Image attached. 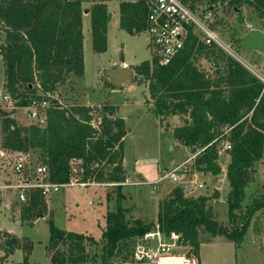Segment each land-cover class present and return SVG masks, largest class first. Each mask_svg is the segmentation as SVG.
<instances>
[{
	"label": "trees",
	"instance_id": "trees-1",
	"mask_svg": "<svg viewBox=\"0 0 264 264\" xmlns=\"http://www.w3.org/2000/svg\"><path fill=\"white\" fill-rule=\"evenodd\" d=\"M109 0H0V43L4 65V87L15 107H27L32 101H47L43 107L45 124L21 125L12 112L2 111V147L27 153L40 151L53 182L66 183L74 175L79 183H111L116 188L113 209L105 213L100 240L90 234L66 231L49 217V239L45 246L51 264H130L139 237L158 226L166 235L176 233L179 243L198 255L203 241L216 236L238 245L253 213L264 205L257 201L248 207L239 222L218 223L207 211L212 195L185 196L179 185L159 201L156 220L147 223L130 216L124 207L121 183L125 181V121L118 106L104 103L100 117L92 107L82 104L61 106L52 97L70 74H84L82 13L90 2L92 50H107ZM119 1L120 27L131 35L146 28L147 8L143 1ZM214 6L218 1L198 0ZM236 6L247 4L264 17V0H227ZM206 62L204 65L202 62ZM201 62V65H199ZM136 75L147 82L154 113L167 129V117L179 115L181 125L172 128L174 139L194 155L191 163L196 172L218 175L219 138L231 143L226 167L229 183L228 214L231 218L241 208L245 187L253 180L258 164L264 160V84L244 65L217 45L197 42L190 35L184 49L171 63L158 65L143 60L133 66ZM140 84V83H139ZM78 161L74 173L72 162ZM38 190L27 193L21 205L20 220L30 221L46 214V204ZM109 195H107V199ZM201 238V235H205ZM0 243L6 254L15 249L23 252V262L32 241L4 234ZM86 242L99 247L90 254Z\"/></svg>",
	"mask_w": 264,
	"mask_h": 264
},
{
	"label": "rangeland",
	"instance_id": "rangeland-1",
	"mask_svg": "<svg viewBox=\"0 0 264 264\" xmlns=\"http://www.w3.org/2000/svg\"><path fill=\"white\" fill-rule=\"evenodd\" d=\"M90 4V2L82 4L84 9L82 24L90 18ZM203 5L210 6L207 2ZM212 9L216 15L215 23L218 33L224 43L229 46L230 51L223 50L231 56L232 53L240 56L250 68L264 75V17H261L257 10L247 4L239 3L233 6L228 4L227 0L218 1ZM113 15L109 31L107 28V51L99 55L94 54L91 49L90 33L85 32V38L83 36L84 74L77 77L76 83L72 80L74 75L70 74L66 82L58 86L56 96L60 99L62 106L82 104L92 107L96 117H100V108L104 103L122 104L120 112L127 129L124 137L123 161L126 179L121 183L120 189L124 195L122 204L132 211L131 217H138L150 223L156 220L159 201L164 199L174 186L182 184L186 178L183 176L178 182H174L166 176L161 178V181L154 182L180 165L182 168L179 169L185 170L187 175L191 176L194 172L191 168L192 154L186 146L178 143L169 131L172 125L181 124L179 119L171 117V122H168L169 127L166 129L154 113L153 100L149 97L146 88L147 82H141L144 80L143 76L138 74L136 82L132 81L135 61L151 59L146 33L143 31L138 35H131L122 28L117 30V13ZM3 39L5 41V33ZM120 46L123 47L124 53L126 50L125 59L122 58L127 64L124 67L119 66ZM113 62H115L114 65ZM202 63L206 65L205 61ZM107 82L111 83V86ZM2 111L0 109L1 119ZM118 115H120L119 111ZM17 117L21 122L26 123L24 125L30 122L26 109L19 108ZM0 150L6 152L4 156L0 155V176L7 183L15 182L13 164L16 151ZM26 155L32 166L39 164L45 158L37 150H29ZM229 160L230 156L227 152L219 157L218 164L221 171L217 177L201 173L195 176L199 182L204 183V188L199 189L194 194L195 196L208 195V193L212 195L214 191H218L219 196L208 201L207 211L213 219L224 225H230L232 220L239 222L241 215L245 214L248 207L254 206L257 201H264V175L257 166L253 180L245 187V197L241 202V208L234 210L230 218L227 204L229 183L226 178V167ZM77 167L78 161L76 160L73 162L74 173L78 171ZM74 176L75 179H79L78 176ZM93 183L88 186L68 185L58 193L44 197L45 217L37 219L33 225L30 224L37 217L34 220L21 221V205L24 202L17 199V195L11 188L4 189L8 194L10 206L9 210L4 212L5 217L0 215L2 228H0V243L7 238L4 235L6 230L13 231L19 236L29 237L33 242V247L27 256L29 264H51L45 250L49 239L47 222L49 217L63 230L89 233L96 240H100L105 222L104 214L107 209L114 207L116 188L114 184L97 185ZM107 195H109L108 199ZM17 219L21 224L27 225L14 221ZM15 234L9 233L10 236L17 237ZM204 236L207 234L201 235V238ZM21 239L23 241L24 238ZM86 248L92 254L99 247L86 242ZM0 254L3 252L1 251ZM197 256L200 264H264V205L257 209L249 219L247 230L238 245L216 236L211 241L201 243ZM9 258L22 263L23 253L20 249H16Z\"/></svg>",
	"mask_w": 264,
	"mask_h": 264
},
{
	"label": "built area",
	"instance_id": "built-area-1",
	"mask_svg": "<svg viewBox=\"0 0 264 264\" xmlns=\"http://www.w3.org/2000/svg\"><path fill=\"white\" fill-rule=\"evenodd\" d=\"M141 1L144 2L147 8L146 28L144 32L147 35V47L151 52L150 62L153 61L158 65L171 63L184 49L190 35H194L197 38V42L201 41L207 45H217L222 49L230 51L229 46L221 39L216 28V15L212 9L213 5L206 7L203 5L204 2H199L198 0ZM232 56L239 60L264 84L263 74L254 68H250L235 53H232ZM4 98L14 109V102L8 93L5 94ZM58 103L62 104L59 100ZM47 105V101L37 103L34 100L29 106L25 107L31 123L41 126L45 124V113L42 108ZM229 149H231L230 141L225 137L219 138L217 154L221 155ZM0 155L4 156L5 152H0ZM14 158L13 169L16 181L7 183L6 187L11 188L15 192L19 201L26 202L27 193L32 190H38L41 196L48 197L58 193L68 185H86L85 183H79L74 178L75 176H72L66 183L51 181L47 166L41 162L32 166L31 161L24 152L16 151ZM73 162L71 163L72 166ZM262 163L264 164V160ZM180 167L182 168L181 165L173 168L167 174L161 176L155 183L161 181V178L166 176H169L174 182H178L184 176L186 179L179 186L185 196H195L194 194L203 187V183H198L192 177H188L186 171H182V169H179ZM262 174L264 175V171ZM178 239V234L171 233L170 235H166L156 225L154 229L137 239L133 248L131 263L200 264L198 256L188 247L180 244Z\"/></svg>",
	"mask_w": 264,
	"mask_h": 264
},
{
	"label": "crops",
	"instance_id": "crops-1",
	"mask_svg": "<svg viewBox=\"0 0 264 264\" xmlns=\"http://www.w3.org/2000/svg\"><path fill=\"white\" fill-rule=\"evenodd\" d=\"M107 4H108V11H109V14H110V20H109V23H108V31H109V27H110V25H111V23H112V20H113V14H116L117 13V18H118V20H117V22H116V26H117V30H121V27H120V23H119V18H120V13H119V1L118 0H109V1H107L106 2ZM87 16V15H86ZM82 21H83V19H82ZM83 27H82V31H83V36H84V38H85V32H89L90 33V37H91V30H90V18H87L86 19V23L84 22L83 24ZM86 30V31H85ZM141 33H143V32H141ZM108 35V34H107ZM136 35H138V34H136ZM4 33H1L0 32V43H2V42H4ZM83 38V39H84ZM146 39H147V35H146ZM90 41H91V38H90ZM91 49H92V43H91ZM108 49V48H107ZM107 51V50H106ZM105 51V52H106ZM94 54H96V55H99V54H103V53H105V52H101V53H96V52H94V51H92ZM119 56L121 57V60H120V62H119V66L120 67H124V66H126L127 64H126V62L124 61V60H122V58H124L125 59V56H126V50H125V53L123 52V47L122 46H120V50H119ZM146 60H149V59H146ZM143 60H141V61H139V62H137V61H135V65H138V64H140L141 62H142ZM0 62H1V64H0V109L1 110H3V111H7V112H11L12 110H13V112H12V116L14 117V119L17 121V123H19V124H21V125H24V124H26V123H23V122H21L19 119H18V117H17V110L19 109V108H23V109H26L25 107H14V109H12V106H10L9 105V103H8V101L4 98V96H5V94L7 93L6 92V89H5V87H4V65H3V60H2V56H1V54H0ZM113 65L115 64V62H113L112 63ZM84 70H85V65H84ZM135 75V72H134V74H133V76ZM77 77L78 76H73L72 78V80L74 81V83H76V79H77ZM107 83H109V82H107ZM137 84H139V83H137ZM143 84H145V83H140L139 85H143ZM109 85L111 86V83H109ZM147 88V87H146ZM148 92V91H147ZM144 93V92H143ZM56 94H57V92H55V95H54V97L56 98V99H58V97L56 96ZM144 95H145V93H144ZM58 100H60V99H58ZM111 103V102H110ZM111 104H117V106L119 107L118 108V111H119V114H120V116H122L121 115V112H120V109H121V106H122V104L121 103H111ZM123 117V116H122ZM171 117H174V118H178L179 119V121L180 122H182L181 121V117L179 116V115H171V116H168L167 117V121L169 122L170 121V118ZM124 119V118H123ZM29 123L28 124H30L31 123V120L29 119ZM171 122V121H170ZM0 123H1V118H0ZM181 125V124H180ZM126 126V125H125ZM175 126H179V123L178 124H174V125H172V128L173 127H175ZM162 128V127H161ZM170 132H172V129H170L169 130ZM168 132V131H167ZM3 135H4V133H3V129H2V124H1V130H0V149H4L3 147H2V142H3ZM0 152H2L1 150H0ZM5 152V151H4ZM6 153V152H5ZM224 153H226V152H224ZM27 154V153H26ZM223 154V153H222ZM221 154V155H222ZM221 155H218L219 157L221 156ZM193 156V155H192ZM192 159H193V157H191V161H192ZM230 161V160H229ZM258 166H259V171H264V164H258ZM197 173H201V174H209V173H202V172H196V171H194V172H192L191 173V176H188V177H192L193 179H195L198 183H199V181L196 179V174ZM127 174V173H126ZM215 177H217V175H214ZM140 177H142L141 175H140ZM3 177L2 176H0V209L2 210L1 212H0V215L2 214L3 216L2 217H5V215H4V212L7 210H9V206H10V204L8 203L9 202V198H8V194L7 193H5V191H4V189H6L7 187H6V185H7V182L6 181H4L3 179H2ZM143 178V177H142ZM155 183V182H154ZM203 183V182H202ZM92 184V183H91ZM91 184H89V185H91ZM93 184H97V185H99V184H102V185H107V184H105V183H93ZM109 184H111V183H108V185ZM158 186V185H157ZM202 188H204V183H203V187ZM202 188H200V189H202ZM215 189H218L217 187H214ZM12 192V191H11ZM201 194V193H200ZM201 195H204V194H201ZM208 195H210V193H208ZM128 208V207H127ZM108 210V209H107ZM106 210V211H107ZM130 210V209H129ZM106 213V212H105ZM130 214H132V211L130 210ZM43 217H45V216H39V217H37L34 221H32L31 223L32 224H30V225H33L34 224V222L35 221H37V219H39V218H43ZM104 217H105V214H104ZM136 218H138V217H136ZM2 221V220H1ZM13 221V220H12ZM14 221H17L19 224H21V222L19 221V219H17V220H14ZM104 224H105V222H104ZM21 225H27V224H21ZM29 225V224H28ZM104 226V225H103ZM0 228H1V226H0ZM2 229V228H1ZM3 229H5V228H3ZM6 230V229H5ZM8 233H12V234H15L13 231H10V230H6ZM86 234H89V233H86ZM19 239H21V238H24V239H29V240H31L29 237H25V236H19V235H17V234H15ZM22 240V239H21ZM32 241V240H31ZM32 244H33V242H32ZM33 247V246H32ZM0 250L3 252V254H0V257H1V260H0V264H22L21 263V261H12V260H10V258H9V256H11V254L16 250H13L11 253H9V254H6L5 253V251L4 250H2L1 248H0ZM21 250V249H20ZM46 250V249H45ZM0 251V252H1ZM22 251V250H21ZM23 253V252H22ZM46 254L48 255V253L46 252ZM48 257H49V255H48ZM23 262V261H22ZM30 263V261L29 260H27V264H29Z\"/></svg>",
	"mask_w": 264,
	"mask_h": 264
},
{
	"label": "water",
	"instance_id": "water-1",
	"mask_svg": "<svg viewBox=\"0 0 264 264\" xmlns=\"http://www.w3.org/2000/svg\"><path fill=\"white\" fill-rule=\"evenodd\" d=\"M87 12V11H86ZM263 70H264V66H263Z\"/></svg>",
	"mask_w": 264,
	"mask_h": 264
}]
</instances>
